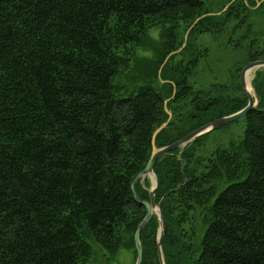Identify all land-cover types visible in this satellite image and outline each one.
I'll return each mask as SVG.
<instances>
[{
  "label": "trees",
  "instance_id": "trees-1",
  "mask_svg": "<svg viewBox=\"0 0 264 264\" xmlns=\"http://www.w3.org/2000/svg\"><path fill=\"white\" fill-rule=\"evenodd\" d=\"M241 9L237 0L215 15L201 0H0V264H85L92 240L110 255L131 249L135 261L146 209L131 182L165 108L157 147L247 103L211 112L222 99L187 80L205 51L188 54L191 32L224 27ZM251 86L264 108V67ZM244 117L243 137L204 161L189 158L191 142L154 161L165 264H264V110ZM142 183L135 191L148 200ZM157 219L139 234L141 264H159Z\"/></svg>",
  "mask_w": 264,
  "mask_h": 264
},
{
  "label": "rangeland",
  "instance_id": "rangeland-1",
  "mask_svg": "<svg viewBox=\"0 0 264 264\" xmlns=\"http://www.w3.org/2000/svg\"><path fill=\"white\" fill-rule=\"evenodd\" d=\"M201 1L208 14L215 15L224 11L232 0ZM255 1L253 5L252 0H237L242 9L239 15L229 19L224 27L212 25L210 30L193 31L189 36L188 42L192 41L193 46L192 49H188V54L191 50L198 52L205 49V51H201L196 65L187 78L188 82L194 90L203 94L208 93L206 98L222 99L220 104L210 108L211 112H226L245 95L240 85V70L249 62L250 52L264 46V0ZM243 16H246L245 22L239 23ZM151 32L154 34L156 31L151 30ZM245 126V117L241 116L207 132L198 140H192L188 147L189 158L193 162L194 160L201 162L215 149H226L231 142H237L243 137ZM191 224L192 222L183 224V228L189 233L192 232ZM193 224L194 236L202 235L204 229L196 214ZM91 249V256L85 264H134L131 249L120 248L114 255H110L94 240L91 241Z\"/></svg>",
  "mask_w": 264,
  "mask_h": 264
},
{
  "label": "water",
  "instance_id": "water-1",
  "mask_svg": "<svg viewBox=\"0 0 264 264\" xmlns=\"http://www.w3.org/2000/svg\"><path fill=\"white\" fill-rule=\"evenodd\" d=\"M204 15L198 17L189 26V28L187 29V32ZM187 32L185 34V38L187 36ZM184 43H185V41L183 42V45H184ZM262 67H264V59H256V60H252V61L248 62L240 70V73H239L240 85H241V87L245 93L246 98H247V103L244 107H242L241 109H239V110H237L231 114L220 116L218 118H215V119L199 126L195 129L191 130L190 132L186 133L181 138L177 139L176 141H174L172 143L157 147L155 145V138H156L157 134L162 129H164L166 127V125L169 122L171 115H172L171 110L168 108H165L166 113L168 115V118L153 131L152 136H151V152H150L149 159H148L145 167L134 177V179L131 182V190H132L134 199L136 201H139L140 204H142L146 209V212H145L143 219L137 224L136 229H135L134 234H133V240H134V245H135V250H136V258H135L134 264H141V262H142L143 253H142V244L139 240V234H140L141 230L143 229V227L149 221L152 214H155V216L158 218L157 219L158 220V228H157V235H156V241H155L158 263L159 264H165L164 258H163V252H162V240H163V235H164V218H163V212H162V208H161V202L155 201V193H156V189L158 187V179H157V177L154 173V170H153L154 161L159 156H161L163 154H167L176 148H181V147L185 146L187 143L194 140L196 137H198V136H200V135H202L208 131H211V130H213V129H215V128L223 125V124H226L232 120H235L241 116H244L245 114H247L251 110H264V108L258 107L259 99H258V97H257V95H256V93H255V91L251 85H250V87H251L252 91H254V95L248 91L246 80H245V72L247 70L253 69V72H254L255 70L262 68ZM168 100H169V98L164 101V104H166ZM151 176H153V178H151ZM144 177H148L150 180V187L148 188V193H149V199L148 200H140L138 198L136 191H135V184L137 183V181H141L142 178H144Z\"/></svg>",
  "mask_w": 264,
  "mask_h": 264
},
{
  "label": "bare ground",
  "instance_id": "bare-ground-1",
  "mask_svg": "<svg viewBox=\"0 0 264 264\" xmlns=\"http://www.w3.org/2000/svg\"><path fill=\"white\" fill-rule=\"evenodd\" d=\"M252 74H253V69L252 70H247L246 72H245V80H246V84H247V89H248V91L251 93V94H253V91H252V89H251V87H250V80H251V78H252ZM152 136V135H151ZM151 178H153V176H151Z\"/></svg>",
  "mask_w": 264,
  "mask_h": 264
}]
</instances>
